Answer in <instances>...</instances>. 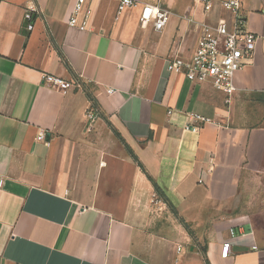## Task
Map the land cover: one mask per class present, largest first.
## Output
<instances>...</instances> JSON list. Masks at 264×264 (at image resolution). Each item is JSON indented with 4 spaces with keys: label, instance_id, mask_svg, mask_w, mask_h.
Masks as SVG:
<instances>
[{
    "label": "crops",
    "instance_id": "crops-1",
    "mask_svg": "<svg viewBox=\"0 0 264 264\" xmlns=\"http://www.w3.org/2000/svg\"><path fill=\"white\" fill-rule=\"evenodd\" d=\"M138 1L161 31L117 0H87L84 30L75 0H0V264H264V0H241L257 37L230 96L167 69L220 2Z\"/></svg>",
    "mask_w": 264,
    "mask_h": 264
},
{
    "label": "built area",
    "instance_id": "built-area-1",
    "mask_svg": "<svg viewBox=\"0 0 264 264\" xmlns=\"http://www.w3.org/2000/svg\"><path fill=\"white\" fill-rule=\"evenodd\" d=\"M218 1L230 14V18H220L214 25L201 22L199 38L191 55L187 58L175 57L167 61L168 71L181 72L192 82L211 81L213 87L230 96L234 89V73L242 68L253 55L257 35L246 27V17L241 0H193L202 7L207 14L211 3ZM87 0H75L68 25L80 30L86 28L90 10L85 8ZM141 5L139 24L141 27L150 26L152 30L161 31L170 19L171 13L160 3H141L138 0H117L116 11ZM32 8H26L23 13L25 28H33ZM81 17V20L79 18ZM42 82L51 88L66 92L71 87H77L79 82L67 81L53 74H42ZM114 88H109L111 93ZM89 118L93 114L89 112ZM196 119L203 120L200 116ZM37 141H45L46 133L39 131ZM3 176L0 174V188L3 185ZM158 201V200H157ZM264 202V199H263ZM230 242L224 241L221 246V257L229 254Z\"/></svg>",
    "mask_w": 264,
    "mask_h": 264
},
{
    "label": "trees",
    "instance_id": "trees-1",
    "mask_svg": "<svg viewBox=\"0 0 264 264\" xmlns=\"http://www.w3.org/2000/svg\"><path fill=\"white\" fill-rule=\"evenodd\" d=\"M154 188H155V192L159 195V196H162L165 201L167 202V204L169 205V207L171 208L172 211H174V208L172 206V204L169 202V200L164 196L162 190L155 184L154 185Z\"/></svg>",
    "mask_w": 264,
    "mask_h": 264
}]
</instances>
